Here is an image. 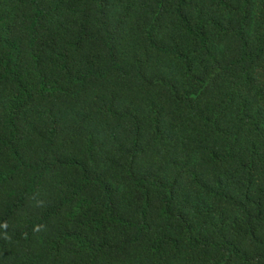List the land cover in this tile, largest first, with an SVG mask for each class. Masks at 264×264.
I'll return each mask as SVG.
<instances>
[{
	"label": "trees",
	"instance_id": "trees-1",
	"mask_svg": "<svg viewBox=\"0 0 264 264\" xmlns=\"http://www.w3.org/2000/svg\"><path fill=\"white\" fill-rule=\"evenodd\" d=\"M0 264H264V0H0Z\"/></svg>",
	"mask_w": 264,
	"mask_h": 264
},
{
	"label": "clouds",
	"instance_id": "clouds-1",
	"mask_svg": "<svg viewBox=\"0 0 264 264\" xmlns=\"http://www.w3.org/2000/svg\"><path fill=\"white\" fill-rule=\"evenodd\" d=\"M3 227H4V228H7V224H4ZM39 227H40V226H37V228L34 229V230H39Z\"/></svg>",
	"mask_w": 264,
	"mask_h": 264
}]
</instances>
